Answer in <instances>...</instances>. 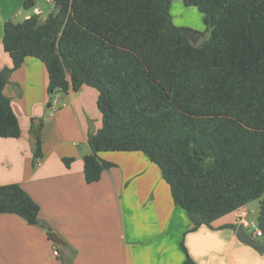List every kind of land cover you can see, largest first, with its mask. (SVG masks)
I'll list each match as a JSON object with an SVG mask.
<instances>
[{
    "label": "trees",
    "instance_id": "trees-1",
    "mask_svg": "<svg viewBox=\"0 0 264 264\" xmlns=\"http://www.w3.org/2000/svg\"><path fill=\"white\" fill-rule=\"evenodd\" d=\"M45 19L3 25L11 67L0 69V138L21 129L4 89L27 58L47 72V94L98 93L101 127L83 157L90 184L115 165L106 152H141L160 171L192 227L258 200L264 243V0H181L202 15L207 35L193 45L176 28L171 0H50ZM34 5L27 0L24 8ZM37 140L34 159L40 157ZM72 159H63L69 167ZM39 205L18 184L0 186V214L28 225ZM229 224L220 229H236ZM183 264H194L184 243Z\"/></svg>",
    "mask_w": 264,
    "mask_h": 264
},
{
    "label": "crops",
    "instance_id": "crops-1",
    "mask_svg": "<svg viewBox=\"0 0 264 264\" xmlns=\"http://www.w3.org/2000/svg\"><path fill=\"white\" fill-rule=\"evenodd\" d=\"M25 1L0 0V69L12 65L2 45L4 23L32 15L45 19L53 8L50 0H33V7L25 9ZM176 26L190 27L185 22ZM47 83L44 65L34 58L10 75L4 93L21 135L0 138V186H21L39 205V221L65 246L15 214H0V264H183L181 242L194 264H264V252L240 243L236 229H220L235 224V211L230 220L213 223V229L189 232L185 211L173 203L159 169L141 152L100 153L115 166L99 181L86 183L88 138L101 127L98 93L88 86L57 93L64 106L52 113ZM38 139L40 157L33 160ZM65 158L73 160L69 167L63 165ZM223 240L229 245L217 246Z\"/></svg>",
    "mask_w": 264,
    "mask_h": 264
},
{
    "label": "rangeland",
    "instance_id": "rangeland-1",
    "mask_svg": "<svg viewBox=\"0 0 264 264\" xmlns=\"http://www.w3.org/2000/svg\"><path fill=\"white\" fill-rule=\"evenodd\" d=\"M170 14H171V17H172V23H173V25L175 24L174 26H176V24H180L181 22H185V23L190 25V27L176 26V28H187V29L195 31V32H197L199 34H202V35L204 34V36L207 35L206 27H205V25L203 24V21H202V15L199 13V11L196 8L184 7L181 4L180 0H171ZM49 99H50V101H52L53 99L57 100V96H49ZM47 108H48L49 111H51V108L48 105H47ZM60 108H62V107H60ZM67 159H71V158H67ZM33 160H35V159L33 158ZM72 162H73V160L71 161V163ZM63 165L66 167V165L64 163H63ZM156 169L158 171L157 167H156ZM246 212H247V215H246V218H245L246 221H248L250 224L251 223H256L257 222L258 212H259V201L255 200V201L247 204L246 205ZM221 219H223V220H221ZM225 219L230 220L231 219V215L227 214V215L217 219L213 223H216L215 225H218V224H221L222 222H226ZM219 220H221V222H217ZM44 226H46V225H44ZM46 227H48V226H46ZM245 232L248 235H251L252 234L251 233L252 232L251 227L248 228V229L245 228ZM255 240L258 243H263V239L261 237L260 238H256ZM218 245L220 247H227L229 245V243H226V241L223 240V241H221L220 244L218 243L217 246Z\"/></svg>",
    "mask_w": 264,
    "mask_h": 264
},
{
    "label": "water",
    "instance_id": "water-1",
    "mask_svg": "<svg viewBox=\"0 0 264 264\" xmlns=\"http://www.w3.org/2000/svg\"><path fill=\"white\" fill-rule=\"evenodd\" d=\"M166 32L168 35L182 34L183 36L187 37L190 43L193 45H198L202 40L201 34L187 28H169ZM202 45L203 42L200 43V46ZM235 236L240 243L245 244L258 252H264V245L258 243L253 237L248 235L241 225L237 226L235 230ZM48 238L52 243L56 245L65 246L63 240L59 238L58 235L54 232H50L48 234Z\"/></svg>",
    "mask_w": 264,
    "mask_h": 264
},
{
    "label": "built area",
    "instance_id": "built-area-1",
    "mask_svg": "<svg viewBox=\"0 0 264 264\" xmlns=\"http://www.w3.org/2000/svg\"><path fill=\"white\" fill-rule=\"evenodd\" d=\"M53 96H57V94H55ZM48 106L51 108V112L54 113L60 107H63L64 103H60L56 99H53L52 101H50L48 103ZM37 161L39 164V159ZM235 217H236V220H235L236 225H238V226L241 225L244 228V230H245V228L248 229L251 227V229H252V232H251L252 234L250 235L251 237H253L254 239L262 237V231L259 228L258 223L256 222V223L250 224L248 221H246V219H245L246 218V212L243 210L242 207L235 210ZM53 253H54V255L58 254L57 251H54Z\"/></svg>",
    "mask_w": 264,
    "mask_h": 264
}]
</instances>
